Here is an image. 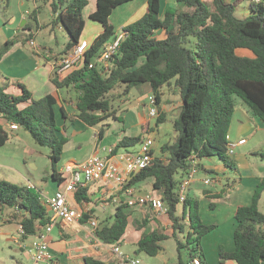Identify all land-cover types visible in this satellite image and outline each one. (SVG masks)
I'll return each mask as SVG.
<instances>
[{"label":"trees","instance_id":"obj_1","mask_svg":"<svg viewBox=\"0 0 264 264\" xmlns=\"http://www.w3.org/2000/svg\"><path fill=\"white\" fill-rule=\"evenodd\" d=\"M133 1L96 0V10L89 15V20L99 23L102 32L89 43L83 65L65 78L55 73L53 83L59 90L72 89L77 93V117L90 127L115 118L116 100L143 84H149L156 97L158 127L167 121L163 106L173 102L169 95L179 98L181 111L173 123L176 141L163 145L162 157H155L130 184L153 180V191L165 203L172 224L180 264H183L181 253L185 248L190 250L191 261L200 258L203 264L202 239L216 227L204 224L197 199L187 198L180 203L178 176L192 168L193 155L200 162L218 157L227 165L228 137L237 98L264 125V0H249L251 14L244 19L235 15V4L229 0H176L185 11L164 9L163 0H146L147 11L142 18L122 28L125 38L118 54L111 59L108 72L91 66L118 33L111 22L114 10ZM47 2L52 14L50 26L62 29L70 37L63 52L67 53L84 41V11L89 0ZM30 18L39 23L36 11ZM13 44L14 41H7L0 48V60ZM19 86L22 94L18 96L0 86V119L18 124L38 145L50 149L53 178L62 184L63 179L55 168L61 163L68 139L58 136L57 100L53 95L34 99L29 90ZM144 135L145 132L139 137H125L116 148L135 146L142 142ZM8 140V132L0 125V146ZM257 156L264 162V152ZM263 192L264 178L255 189L252 204L237 208L235 250L227 253L221 247V262L264 264V213L259 209ZM75 196L78 202L90 201L87 189L79 190ZM180 206L182 213L179 215ZM0 207L17 211L16 216L20 217V224L27 232L26 238L39 233L49 223L39 193L28 186L0 180ZM130 214L126 206L116 208L113 221L99 226L97 238L107 246L121 245L129 226H133L138 231L143 230L136 244L137 254L157 257L163 250L161 242L171 237L159 230L150 231L151 217L135 221ZM88 219L84 214L81 222L86 223ZM178 234H184L186 242L180 240ZM83 262L105 264L90 257Z\"/></svg>","mask_w":264,"mask_h":264},{"label":"crops","instance_id":"obj_2","mask_svg":"<svg viewBox=\"0 0 264 264\" xmlns=\"http://www.w3.org/2000/svg\"><path fill=\"white\" fill-rule=\"evenodd\" d=\"M143 2L146 6L147 1ZM174 2H176V0H174ZM21 3L22 4L20 5H24L23 2ZM171 3L172 0H163L164 9L171 8ZM33 4L34 7L32 10L15 15V21L13 23H10V20L5 21L4 29L7 31V33L5 34L6 36L4 39L0 38V48H2L7 41H14V44L9 48V50L0 60V86L4 87L8 93L16 96L22 94V88L19 85H23L33 94L34 99H42L48 95H53L56 98L57 104L55 106V111L57 115V124L60 128L58 136L60 138L68 139V142L64 147V153L61 163L59 164L61 165V167L59 168V170H56L58 176L61 177L60 173L63 171L65 165L71 162L83 163L93 155H104L103 149L116 147L117 143L125 137H139L142 135V133L145 132L143 139H145L146 137H151L155 140L152 134L155 133V130L158 128L157 120L154 119L156 122L154 126L152 124L153 119L149 117V114L146 116L142 113V107L146 105L141 104V100L138 99L137 101L131 97L132 90L127 96L116 100V102L114 103L115 118L113 117L97 126L90 127L77 117V98H75V96H72V89L59 90L53 83V78L55 76V58L53 57V54L60 55L64 52L65 49L59 52L53 46H49V44H44L43 46L39 47L35 42L37 36L40 35L42 31L48 32L44 34L46 38L47 36L51 37L52 34H55V32L57 31L52 28V26H50L52 14L49 8V3L47 2V0H33ZM176 4V9H181V6L177 2ZM8 5L9 3H7V6ZM92 5L94 6L92 7ZM44 6L47 9L46 13H49V19L48 21L43 22L44 18L41 14V11ZM88 7H91V9L88 10ZM88 7L84 11V18L86 17L89 20V15L96 10V0H89ZM33 11H36L38 13V24H36L32 19L28 18L29 13ZM30 22H32L34 25ZM45 22L46 25L43 24ZM88 24L89 23L86 21V27H88ZM90 25L92 26V24ZM26 26L27 29L25 30L24 27ZM60 30L62 29H58V31ZM101 32L102 29L100 28V30H98L92 38L84 37L83 34L82 39L84 41H87L88 43H91ZM22 36H25L27 40L26 43L24 41L25 38H23ZM30 36H32L33 38H31ZM45 50H52V56H48L45 53ZM59 75L62 78H65L66 76H68V73ZM143 86H149L150 92L152 94V89L149 84H143ZM178 108L180 114V103L179 105H177V109ZM163 109L167 113V120L168 118H170L171 120L172 118L174 120L178 118L179 114L175 118L171 114L173 107H171L170 105H164ZM251 114L252 113L243 101H240L239 103L237 102L236 111L231 126L232 129H230L229 137L234 142L245 139L246 143L244 145L238 146L235 149L234 153L230 155V158L232 160V167L229 168L227 167V165H202L203 167L201 168V171L189 188L188 198L210 200L212 204H215L214 210H217L219 205H222L221 210L223 209V206H226L227 209V214L225 216L224 222L226 226L228 225V228L225 235L224 231L222 232L221 230L220 220H202L204 224H212L216 227L211 233H209L202 239L200 250L204 256L203 264H237L233 260H226L224 262H221L219 250L221 247L227 253H232L235 250V212L239 206H249L252 204L255 189L264 178V162L259 156H257V153L264 152V140H262V144L255 141L254 143H252V146H248L250 142L249 138L253 139L254 137H244L240 131L241 127H236L237 124H242L245 120V122L248 121L250 123H254L257 130L263 131L264 125L258 118L255 117L256 119H252ZM111 122H119L120 124H122V127H118V129L113 132L112 130L114 128ZM0 123H2L1 119ZM69 123L71 127H68ZM14 132L16 131H8L9 137L11 134H14ZM174 134L175 140L171 142V144L174 143L177 138V133L175 132ZM111 137H115L114 143L107 142L111 139ZM72 141L74 142V145L71 144ZM139 144L131 147L116 149V153H121L125 150L135 151L134 149L136 147L137 149L139 148ZM2 147L3 146H0V154L5 153L4 151H2ZM183 177L184 175L180 174L178 176L179 181L182 180ZM210 177L213 179V184L205 185L204 180ZM52 180L54 184L48 183L49 185H46V190L42 189L40 190V192L47 193L48 195H53L61 186H63V184H60L58 181L54 180L53 173ZM86 189L87 195L90 198L89 202H78L75 196L76 193H71L69 195V199L73 208L81 212L82 210L91 208L92 217H94L98 221L99 225L103 223H111L114 219V216L112 217V210L115 214L116 208H114L113 206H109L106 210H103L100 208V206H98L101 195H103L107 190L106 183L104 181H98L97 183L90 185ZM139 190L141 192H147V190H145L144 188H141ZM153 192L157 194L155 191ZM259 209L262 213H264V192L259 201ZM128 211L129 213H131V219L135 221H139L137 220L138 217L136 218L137 215L142 216V219H140V221H143L146 217H151V222L148 225L150 226V231L159 230L162 233H165L168 236L172 237L173 228L167 216L156 218L154 212L149 207H136L132 209L128 208ZM16 213L17 211L11 210L10 214H6L3 218V226H6L9 223H14L17 225V227H19L20 217L16 216ZM181 213L182 207L180 206L178 214L180 215ZM2 214L4 215L3 211ZM215 218L218 219V215ZM104 219L105 221H103ZM186 223H188L187 220ZM55 231H57L58 233V235L56 236L53 235ZM82 233L85 234V238H87L88 240H90L89 238L92 239V229L89 226L88 221L86 223H82L80 220L79 223L75 224L72 229L66 232H62L60 229H56L53 231L51 235V248L55 253H57L60 264H63V254H60V250H54V247H56V245L63 246L64 244H68L70 242H81L82 246H80L76 250L83 251L82 253L78 254L79 257L82 258V260H84V258L86 257L94 258V256L102 252V248H107L106 246L99 247V244L90 246L84 243V239H82V236H80V234ZM137 233L140 234L137 235ZM142 233L143 230L138 231L134 229L131 233H128L127 236H129L130 241H133L137 244L138 240L141 238ZM211 234L215 235L216 239L215 242L213 241V245H211L212 249H209L207 242L210 236H213ZM66 237L68 238L66 239ZM17 238L18 229L17 234L13 235L11 239L16 245H18L19 249L26 253V255L28 256L26 246H29L31 238H24L22 243H18L17 241H15V239ZM161 246L163 250L166 249L165 246ZM94 247H96V249H94ZM56 248L61 249L60 247ZM96 250H99V252ZM184 251L186 252L187 258H185L183 254ZM181 258L183 264H190V250L186 248L183 249ZM178 264H180L179 253Z\"/></svg>","mask_w":264,"mask_h":264},{"label":"rangeland","instance_id":"obj_3","mask_svg":"<svg viewBox=\"0 0 264 264\" xmlns=\"http://www.w3.org/2000/svg\"><path fill=\"white\" fill-rule=\"evenodd\" d=\"M146 0H135L133 2L126 3L117 9L114 10V13L111 18V22L116 27L118 32L122 30V28L126 25H129L133 22L138 21L147 11V4L144 5V2ZM210 2L211 0H207ZM231 3L235 4V15L240 18L244 19L250 16L249 11V0H229ZM23 2L24 5H20ZM7 3L9 5L7 6ZM144 5V6H143ZM94 5H92L93 7ZM172 9L177 8L176 2L172 0V3L170 4ZM34 7L33 0H0V38L4 39L5 34L7 31L5 28V21L10 20V23H13L15 21L14 16L17 14H21L22 12H26L29 10H32ZM50 8V7H49ZM41 9V8H40ZM91 7H88V10H90ZM181 9L183 11L186 10L184 6H181ZM178 9V10H181ZM46 7L44 6L42 9V15H43V22L48 21L49 19V13H46ZM34 13L30 12L28 15V18H30V15ZM38 14V13H37ZM38 16V15H37ZM30 21V20H28ZM85 21H87L88 27L85 28L84 37L92 38L94 37L95 33L102 29V26L94 21H90L85 17ZM32 23V22H30ZM33 24V23H32ZM46 25V22L43 23ZM92 24V26L90 25ZM34 25V24H33ZM45 33H48L46 31H42L40 35L37 36L36 44L37 46H43L44 44H49V46H53L57 51H63L66 49V46L68 45L70 41L69 35L65 31H57L55 34H52L51 37L44 35ZM33 35V34H32ZM25 38V36H22ZM25 43L27 42L25 38ZM52 51V50H51ZM146 87V88H145ZM148 87V88H147ZM146 91V93H145ZM148 92V93H147ZM149 86H139L137 88H134L131 92V97L134 100H141V104L148 105V97L149 94H151ZM72 96H75L77 98V93L72 90ZM169 99H171L173 102H171L170 106L173 107V110L171 114L174 116V118L179 114V108L177 109V105H179V98L173 95H169ZM242 102V100L237 98V102ZM146 106L142 107L143 111L142 113L146 116L148 115V109ZM252 119H256L251 114ZM157 120V118L155 119ZM153 119L152 124L155 126L156 122ZM173 121H175L173 118L172 120L168 118L166 122L159 125V127L155 130V133L152 134V136L156 140V149H155V155L156 157H162L161 154V148L163 145L167 143H171L175 140V132L173 127ZM113 124V132L118 129V127H122V124L119 122H111ZM237 126H240L241 133L244 137H254L249 138V145L252 146V143L255 141L262 144V140H264V130H257L254 123L245 122L242 124H237ZM68 127H71L70 123ZM232 129V128H231ZM111 131V132H112ZM115 137H111L108 143H114ZM74 145V142L72 143ZM264 144V143H263ZM2 151L5 153L0 154V180H5L7 182H10L12 184H16L19 186H29V184H32L35 187L36 191L40 190H46V185H49L48 183H53L52 180V173H53V166L52 162L49 159L50 149L46 146H40L38 145L34 139L32 138L31 134L26 131L25 129L21 128L19 131L14 132V134H11L9 137V140L7 143L2 147ZM137 150V147L134 149ZM239 152V150H238ZM227 158V167H232V160L230 158L229 154H226ZM202 165H225V163L219 159L218 157L214 158H205L202 160ZM61 165L57 166L55 169L59 170ZM152 179L140 182L136 185H134L136 188L141 189L144 188L147 190V192L152 193ZM54 184V183H53ZM202 198V197H200ZM200 203V210L199 214L202 220H212L217 221L220 220V227L222 232L224 231V235L226 234V230L228 228V225H225L224 219L227 214L226 206H223V209L221 210L222 205L218 206L217 210H214L215 204L210 200L205 199H197ZM213 209V210H212ZM221 210V212H220ZM2 211L4 212V215L2 214ZM11 209L5 208L4 210H1L0 207V264H31L30 259H28V256L26 253L21 251L13 241L12 236L17 234V225L14 223H9L6 226H3V218L6 214H10ZM112 217L114 216V211L112 210ZM111 214V213H109ZM218 215V219L215 218ZM138 217V218H137ZM137 220L140 221L142 219V216H136ZM105 221V219L103 220ZM206 225H212L207 224ZM133 228V229H132ZM150 229V226H148ZM134 230V227L129 226L128 233H131ZM151 230V229H150ZM140 233H137L139 235ZM54 236L58 235L57 231L53 234ZM213 235V234H211ZM82 236V239H84V243L93 246L100 243L96 239L88 240L85 238V234H80ZM68 237H66L67 239ZM178 238L182 240L183 242H186V238L184 234H178ZM209 238V237H208ZM129 236L126 235L125 241L121 243V250L130 257L138 258L142 264H178V247H177V241L175 238L171 237L167 240H164L161 242V245L165 246V250H162L160 252V255L157 257H150L145 253L137 254V245L135 242L129 240ZM211 239V240H210ZM214 239V240H212ZM216 236H210L208 240V247L211 248V245H213V241L215 242ZM82 246V243L77 242H70L68 244H64L63 246H57L61 249H57L54 247V250H60V254H63V264H84L81 257H79L78 254L82 253L83 251H77L76 249ZM101 247V245L99 246ZM96 249V247H94ZM89 251V250H87ZM86 251V252H87ZM99 252V250H96ZM185 258H187L186 252H183ZM94 258L97 261H100L105 264L114 263L113 257L110 253V250L107 248H102V252H100L98 255L94 256Z\"/></svg>","mask_w":264,"mask_h":264},{"label":"built area","instance_id":"obj_4","mask_svg":"<svg viewBox=\"0 0 264 264\" xmlns=\"http://www.w3.org/2000/svg\"><path fill=\"white\" fill-rule=\"evenodd\" d=\"M260 2L261 0H251ZM125 35L122 31L118 32L115 38L109 42L103 50L95 57L91 66H98L105 73L109 70L111 59L118 54ZM32 40V39H31ZM34 43V42H33ZM89 48L87 41H82L76 45L71 51L60 55L53 54L55 58V73L65 74L81 67L84 63V55ZM48 56H52L51 51L45 50ZM149 117L156 119L159 116L158 105L155 95L152 93L148 97ZM4 131H17L20 126L16 123L4 122L0 123ZM245 139L234 142L228 137L227 154L232 155L238 146L244 145ZM116 147H109L104 150V155H93L83 163H69L65 165L60 173L63 179L61 186L53 195H48L37 191L40 200L45 206L49 223L37 234L27 235L31 238L26 251L31 264H60L57 253L51 248V235L54 230L60 229L66 232L79 223L84 214L89 216L88 222L92 229V238L96 239L101 246H106L112 253L114 264H141L138 258L130 257L121 250L120 244L107 246L97 238V230L99 229L98 221L92 217V209L78 211L74 209L69 195L77 193L79 190L86 189L90 185L98 181L106 183L107 190L99 199L101 209L106 210L109 206L118 208L126 206L128 208L149 207L154 212L156 218L167 216V209L163 200L154 192H141L134 185H131L132 178L140 171L146 169L155 158V140L146 137L139 144V148L135 151L125 150L116 153ZM192 168L184 174L179 184V200L184 203L188 198L189 188L199 172L201 171V162L195 155L191 158ZM205 185H212L213 179L206 178ZM35 190L32 184L28 186ZM27 234L22 224L18 227V243H22ZM190 264H202L200 258H195Z\"/></svg>","mask_w":264,"mask_h":264}]
</instances>
